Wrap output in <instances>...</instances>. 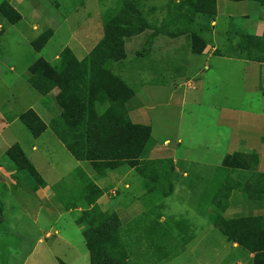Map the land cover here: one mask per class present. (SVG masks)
<instances>
[{
    "label": "rangeland",
    "instance_id": "374dc122",
    "mask_svg": "<svg viewBox=\"0 0 264 264\" xmlns=\"http://www.w3.org/2000/svg\"><path fill=\"white\" fill-rule=\"evenodd\" d=\"M3 1L0 0V3ZM28 1L38 13L32 17L28 16L31 23L19 24L18 21L12 24L9 21L14 18L12 13L7 17L0 13V167L5 169V165L16 172L14 179L17 186L21 182L28 184H21V187H25V192L18 190L19 188L12 190V194L18 199V205L15 204L17 209L12 207L15 210L3 216L0 209V264H90L82 235L83 226L78 227L76 220L81 217L84 210L92 207L85 202L84 207H79L82 208L80 211L73 212L71 219L68 218L74 224L66 227L68 224L64 212L77 207L69 206L72 196L70 190L61 193L60 187H67L66 184L55 185L60 181L58 171L72 169L69 162L72 158L62 146L63 143L67 144L70 136L64 137V134L60 133L61 129L63 132L62 125L53 121L55 123L52 128L56 131L60 129L56 132L55 138L50 135V130L45 133L48 139L46 141H49L51 147L50 153L41 150L29 152V163L20 160L19 164L12 162L7 156L9 147L33 141L18 116L33 110L45 124H50L51 116H59L61 113L57 89H52L53 84L49 85L42 76L29 80L32 77L30 68L39 60L47 62L50 67L57 66L65 49L71 50L75 58L81 61L82 57H87L91 53L104 35L106 22L115 19L124 23V18L116 14L117 10L135 5L140 18L138 21L130 20L129 23L137 24L141 34L125 39L126 58L114 63L109 69L113 76L127 84L133 94L151 84H168L169 77L179 71L183 62H187L188 55L198 53L206 45L213 46L215 41L218 42L219 39L214 36L212 27L215 16L209 15L213 7L216 9L217 0ZM20 10L24 14L31 12L27 8ZM221 38L219 43H223L224 40L230 43L231 34L228 33ZM238 43H242L238 45L243 46L244 50L248 49L247 59L264 57V45L259 44L255 38L249 37ZM253 51L255 54L252 55ZM207 64L219 72L218 75L226 90L216 88L214 80L207 84L206 73L204 78H201L202 88L194 84L195 91H191L185 85L187 106L180 114L177 113L174 101L169 111L164 108L162 113L169 116L167 122L171 125L176 121L180 124V138L183 144L175 156L181 160L187 171L199 173V177L210 179L221 167L226 146V137L216 127L219 109L233 107L264 115V93L246 94L241 90V64L214 59ZM228 69L233 70L231 75L226 74ZM33 86L48 92L49 97L36 91ZM107 109V105L97 107L100 113ZM164 120L166 122V118ZM165 138H171L169 133L164 134ZM171 144H174L173 141ZM171 144L160 141L159 146L167 149L161 151L164 156L168 155ZM119 172H112V175L117 178ZM217 173L222 175L221 171ZM137 174L139 184L143 182L141 174L149 186L163 182L162 192H144L141 199L149 202L148 199L155 196L161 198L168 196L164 198L165 206L162 211L166 214L164 216L167 224L173 218H182L186 214L192 220L194 215L192 206L187 201L189 199L187 186L201 182H193L190 177L184 179L173 171H138ZM160 175L162 180L159 181L157 178ZM42 179L49 186L55 185L54 190L52 188V191L50 189V192H47V200L43 199L45 195L43 192L32 194L34 192L32 190L43 187ZM69 179L64 177L63 180H68L72 187L75 186L76 179L73 177ZM208 179L205 180L206 183ZM212 182H215V189L209 194L216 196L218 184L216 180ZM174 186L181 187V191L177 196L174 195L175 197L172 190ZM4 191L5 195L10 193L5 187L4 190H0V195H4ZM126 191L128 190L120 188L110 194L111 205L113 209L120 211L122 221L126 218L123 215L121 217L120 204L129 201ZM134 199H138L137 194ZM60 203L64 206L61 207ZM5 204L8 205L7 202ZM113 209L107 212L114 213ZM136 212H139V208ZM156 213V208H147L142 215L156 221ZM138 218L132 225L122 226L118 230L117 245L120 251L126 252L128 264H160L170 256L177 259L168 264L220 263L223 253L219 255L216 253L219 247L217 242L222 238L216 230H212L208 238L198 245L197 252L190 253L189 240L186 237L173 238L174 241H171L170 234H164L153 223L147 224L146 220L145 225ZM141 226L143 228L147 226L146 232H140ZM173 227L178 230L180 225ZM204 244H207L205 252L202 250Z\"/></svg>",
    "mask_w": 264,
    "mask_h": 264
},
{
    "label": "crops",
    "instance_id": "0c3cea01",
    "mask_svg": "<svg viewBox=\"0 0 264 264\" xmlns=\"http://www.w3.org/2000/svg\"><path fill=\"white\" fill-rule=\"evenodd\" d=\"M4 3H8L21 16L19 24L31 23V20H28V16L31 15L32 17L33 14H38L34 11L35 9L28 0H4L0 3V7ZM21 8H27L29 12L31 11L30 14H24L20 10ZM212 24V27H214V36H217L219 39L218 42L215 41L213 46L206 45L198 53L188 55L186 57L188 58L187 62H183V66H181L179 71L169 77L168 84H151L141 88L134 94L136 108L128 113L130 121L134 125L149 127L151 138L155 142V146L146 160L148 164H145L144 167H140L139 170L137 168H131L127 164H123L114 170H105L103 173H98L90 163L78 162L69 154L72 158L71 161H69L72 169L66 170L65 168V171H58L60 181L55 184H66L67 187H60L61 193L70 190L72 196L69 206L75 205L77 207L73 210L68 209V212H64L68 224L66 227L74 224L69 219H71L73 212L82 209L79 207L85 206V201L76 194H72V192H76L77 188L80 186L75 182V186L72 187L70 182H67L68 180L64 181L63 179L64 177L69 179L72 172L81 171L84 176L101 190L102 196L95 202V205H97L102 212L113 209V205H111L110 201V194L120 188L128 190L126 193L129 196V201L120 204V206H122L120 208L122 211L121 217L123 215L126 220L122 221L120 218V211L118 212V210L113 209V212L120 218L123 227L132 225V223L136 222V218L139 217L138 219H141L143 224L153 223L156 228H159L164 234H170L171 238H180V236L185 234L186 239L189 240L188 250L190 253L197 252L198 245L208 238L212 230H216L222 238L220 242H217L219 247L216 255H219L221 252L223 253L221 261L218 264H256L255 254L246 249L242 245V242L253 249L257 248L259 245L264 247V115L233 107H223L219 109L216 127L219 129V132L223 133L226 137V146L223 152L224 154L222 155V161L226 156H233L235 154L255 155L257 158L255 172L249 173L251 175H248L247 179L249 180L244 181L239 178L238 171L222 167V162L220 169L215 171L213 178L210 179L199 177V173L187 171L184 164H181V160L175 156L177 150L183 144V140L180 138V124L176 121L171 125L170 122H167L169 121V116L162 113V111H164L162 109L164 108L169 111L174 101L176 103L177 113L180 114L182 109L184 110L187 106L186 94L184 91L185 85H187V89L191 91H195L194 84H198L202 88L203 81L201 78H204V74L206 73L207 84H209L211 80H214L217 86L216 88L222 91L226 90L218 75L219 72L216 69H212L207 64V62H210L212 59L241 64V90L246 94L264 93V57L247 59L246 55L248 49L244 50L243 46L238 45L242 44L238 42L246 40L249 37L258 39L263 35L264 5L260 4L257 0H217L216 14ZM228 33L231 34L230 43L225 40L223 43H219L222 39L221 37ZM102 39L103 36L99 42ZM228 54H230V56H228ZM253 54H255V51L252 52V55ZM84 58L85 57H82L81 61ZM232 73L233 70L231 69L226 71L228 75ZM46 96L49 97L48 94ZM17 118H19V116ZM165 118L166 122L164 120ZM53 121L62 125L63 132L62 129L60 131L59 128L57 131L64 134V137L70 136L68 140L69 143L75 140L66 129L60 115L51 116L50 124H45L46 130L39 137L34 138L31 135L33 138L32 142L23 143L22 145L17 143L28 160L29 152L34 153L41 150L50 153L51 147L48 144L49 141H46L48 139H46L45 133L47 130H50V135H53L55 138L57 131L52 128L55 123ZM165 133H169L170 139L172 140L168 138L164 139ZM161 140L162 143L169 142V144H171L172 141L174 143L171 144L168 150L169 153L166 156L161 153V151H167V149H163L159 146ZM62 146L66 150V144L63 143ZM4 167L5 169L0 167V190H4L6 187L9 189L10 193L5 195L4 191L5 196L0 195L2 216L5 213L11 214L12 211L17 209L16 205H18V199L12 194V190L19 188L18 190L25 192V187H21V184L28 185L27 183L21 182L18 183L19 185L17 186L14 179L16 172L11 170L10 167H6L5 165ZM115 171H120L117 178L112 175V172ZM138 171H173L184 179H189L190 177L193 182H201L200 184H191L187 186V196L189 197L187 201L192 206V214L194 215L192 220L188 218L187 214L182 218H173L172 221H168L171 229L168 228L164 216L166 214L162 212L165 206L164 198L168 196L165 195L163 198L155 196L153 199H148L150 200L149 202L145 201V199H141L144 192H162L161 186L163 182H156L153 186H149V184L147 185L145 182V177L141 174V180L143 182L139 184ZM219 171L222 172V175L217 173ZM83 175L77 174L79 178L83 177ZM159 178H157L159 181L162 180V175H160ZM206 179L209 180L207 183L205 182ZM214 180H216L218 184L216 189L218 192H222V197H219L217 204L216 200H211V195L209 194L212 189H215V182H212ZM251 180L254 186L253 191L258 193L257 197L250 196L249 193L246 194L248 189L246 186L252 188ZM43 182V187L32 190L34 191L32 194L43 192L45 195L44 198L43 196L42 198L47 200V192H50V189L52 191L55 185L49 186L44 180ZM141 185L142 187H140ZM178 187L174 186L172 188L173 196H177V193L181 191V187ZM249 190L250 189H248V192ZM136 194L138 199L133 200ZM6 202L8 205L5 204ZM65 204L67 205L68 203L65 202ZM60 205L61 207L64 206L61 203ZM12 207H15V209H12ZM137 208H139V214L136 212ZM147 208H156V221L152 218H144L145 215L142 214ZM65 217H63V219H65ZM216 218H219V223L222 224L221 227H223L225 232H222L216 224ZM175 221H180L183 225L181 231L173 227ZM201 221L207 222V224L205 225ZM146 227L143 228L141 226L140 232H146ZM206 249L207 244H204L202 248V250H204L203 252H205ZM260 258L259 263H264V254ZM175 259L177 258L170 256L160 264H168ZM259 263L257 261V264Z\"/></svg>",
    "mask_w": 264,
    "mask_h": 264
},
{
    "label": "trees",
    "instance_id": "16d2710c",
    "mask_svg": "<svg viewBox=\"0 0 264 264\" xmlns=\"http://www.w3.org/2000/svg\"><path fill=\"white\" fill-rule=\"evenodd\" d=\"M257 1L264 5V0ZM0 9L3 16L13 14L14 18L9 20L12 24L20 21L21 16L8 3H4ZM210 11L209 15L215 16V7ZM116 14L124 18V23L115 19L106 22L103 39L82 61H78L71 50L65 49L57 66L50 67L47 62L39 60L30 68L32 77L29 80L42 76L49 85L53 84L52 89L58 91L61 119L75 138L73 142L66 144V150L76 161L90 163L98 173L114 170L123 164L139 170L148 164L146 160L155 146L149 127L131 123L128 113L136 108L134 94L127 84L113 76L109 69L114 63L126 58L125 39L141 34L137 24L129 23L130 20L138 21L139 13L135 5H130L127 9H118ZM255 40L264 45V32ZM44 43L45 41L41 43L40 48ZM33 88L44 95L48 93L34 86ZM105 105L108 109L100 113L97 107ZM18 119L34 138L46 130L45 123L33 110L22 113ZM7 154L12 162L19 164L18 161L23 160L29 163L17 144L10 148ZM256 164L255 155L235 154L226 156L222 161V167L238 171L239 178L244 181L249 180L247 179L249 173L255 172ZM31 168L36 172L33 167ZM77 174L83 175L81 171L70 174V178L76 179L80 186L72 194H76L92 206L91 209L84 210L81 217L76 220L78 227L83 226L82 235L90 264H128L126 252L120 251L117 245L118 230L122 227L118 216L115 213L102 212L95 205L102 196L101 190L86 176L79 178ZM251 182L252 188L246 186L250 189L249 192L247 189L246 194L257 197L258 193L253 191V181ZM219 197H222V192L211 196V200H216L217 204ZM215 222L220 230L225 232L219 218H216ZM174 225H180L178 229L180 231L183 229L180 221ZM166 226L170 227L169 224ZM184 236L185 234L180 236V239H185ZM169 239L174 241L173 238ZM242 245L255 254L256 264L257 261L259 263L260 257L264 254V247L259 245L253 249L243 242Z\"/></svg>",
    "mask_w": 264,
    "mask_h": 264
}]
</instances>
